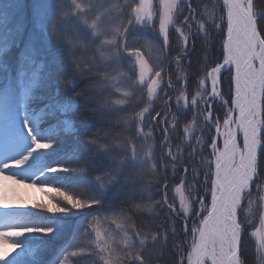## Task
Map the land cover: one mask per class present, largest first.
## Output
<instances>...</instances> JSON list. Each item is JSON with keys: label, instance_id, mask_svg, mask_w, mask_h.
Segmentation results:
<instances>
[{"label": "snow or ice", "instance_id": "obj_1", "mask_svg": "<svg viewBox=\"0 0 264 264\" xmlns=\"http://www.w3.org/2000/svg\"><path fill=\"white\" fill-rule=\"evenodd\" d=\"M73 5L76 15L66 11L68 6L63 2L37 3L34 7L40 28L50 38L64 43L66 36L62 29L73 24L81 10L85 14L99 13L90 25L99 40L96 50L104 66L115 73L110 78L112 86L121 85L124 88L121 95L126 98L115 103L124 105L137 99L147 106L139 111L133 108L134 114L124 119L129 135L111 144L98 145L95 153L85 156L76 151H58L64 134L71 133L79 139L74 121L67 114L76 109L75 96L82 93H74L63 102L55 99L58 89L51 98L36 95L33 91L38 83L36 73L18 83L19 93L11 83L0 91V154L4 156L0 174L22 170L27 176L44 177L42 183L55 185L47 191L51 197L47 203L29 205L20 198L10 200L7 191L0 195V207L23 209L0 215V241L13 242V253H0V264H42L41 253L69 228L71 237L58 248L49 264H67L69 257L78 258L82 249L72 252L68 249L78 248L77 237L83 235H94L92 264H159L170 246V237L177 235V221H182L183 235L189 239L182 250L179 243L171 244L180 251L174 264H246L243 250L249 244L254 248L251 264H264V0H133V3L89 0L86 9L73 0ZM10 20L6 10L0 12V33L5 40L11 32ZM225 29L222 62L198 78L195 95L189 99L188 73L183 65L191 45L200 38L207 59L213 32L222 34ZM141 31H151L154 39L158 37L159 50L165 57L169 55L170 33L175 32L177 55L171 60L157 57L159 62L150 64L145 51H151L155 45L149 41V46L141 51L136 39V33ZM70 43L74 47L83 41ZM35 52L33 48L32 53ZM167 63L175 65L182 89L175 98L177 111L193 114L192 122L183 127L184 145L190 149L188 156L195 159L199 153L203 157L204 151L210 150L209 158L203 160L199 169H192L187 196L185 181L189 179V169L184 166L180 184L173 188L171 203L168 172L171 170L175 175L177 157L184 155L180 144L175 149L172 146L171 133L176 131L180 117L171 114L170 108L163 110L160 123L163 139L158 154L151 132L156 118L161 117V111L153 115L154 100L161 94L165 103L172 99L167 94V89L173 87L165 68ZM125 64L127 71L122 72L120 67ZM223 73L228 74L226 79L230 81L228 99L221 93ZM81 75L86 73L77 67L71 76H62L64 87L71 88ZM6 79L0 75V80ZM105 79H109L108 73ZM34 102L39 106L34 107ZM214 103L219 104L217 111L223 112L222 123L221 116L214 112ZM198 119L215 130V136L207 142L195 135ZM48 121L51 123L44 127ZM145 126L149 127L148 132ZM89 142L96 144L95 140ZM98 163L110 178L107 183L99 176L95 180L82 178ZM158 167L162 173L159 179L144 184L145 176L157 174ZM198 183L207 186L204 196L197 194ZM137 185H141V199L147 194L148 203L143 206L146 211L151 213L157 207L163 210L155 230L150 227L147 231L137 230L130 217L124 215L119 218L118 237L101 231L99 214L116 211L106 207L114 190L116 193L128 190V199L133 200ZM156 192L160 193L159 199L155 198ZM209 195L210 201L204 198ZM76 264H80L79 259Z\"/></svg>", "mask_w": 264, "mask_h": 264}, {"label": "trees", "instance_id": "obj_2", "mask_svg": "<svg viewBox=\"0 0 264 264\" xmlns=\"http://www.w3.org/2000/svg\"><path fill=\"white\" fill-rule=\"evenodd\" d=\"M60 2H63L68 6L65 8L66 11L70 10L73 15H76V9L74 8L73 0H0V6H2V9H5L3 7L4 5H7V8L11 6L16 10H22L24 13L28 14L31 11H36L34 6L37 3L55 5ZM128 2L133 3V0H128ZM76 3H80L86 9L89 4V0H76ZM96 15H99V13H93L89 11L85 14L83 10H81V14L77 16V19L73 22V24L65 26L62 29L66 36V41L64 43L57 42L54 37L50 38L48 33L45 31L44 35H41L40 33L38 34V32H43L40 29L38 20H27L28 24L26 26V28H30L31 30L37 32L35 36H46L45 39H37V37H32L31 42V44L34 46L33 48L36 49L35 53H40V57L44 60V71L46 72L45 78L48 82L46 87H48V89H53L52 91L55 93L58 89V94L65 95L66 97L73 96L74 93H82L81 95L75 96L77 106L76 109L72 111L71 117L73 118L74 123L82 130L83 135L88 138L85 147V156L95 153L97 151L98 145L111 144L118 138L129 135L130 129L124 123V119L129 114H134L133 108L135 111H139L142 107L147 106L146 103H140L137 99L127 101L124 105H117L115 103L116 100L126 99L121 95V92L124 91V88L121 85H116L115 87L112 86L110 78L111 76L115 75V73L112 72L111 68L104 66V61L101 60L99 52L96 50V45L99 44V40L92 34L93 30L90 27ZM36 24L38 25V28L35 27ZM21 27L22 26H20V28ZM107 38L111 37L107 36ZM136 39L137 46L141 48V51H145V49L149 46V41H152V43L155 45L152 47L151 51H145V56L150 58V64L159 62L156 59L157 57H159L160 60H171L172 57L177 55L178 49L175 32L170 33V48L169 55L167 57H165L164 54L160 52V41L158 37L154 39V33L151 31L147 33L143 31L136 33ZM223 39L224 33H215L212 40L211 53L207 56V59H205L206 51L204 48H202L200 38H196L194 43L191 45V51L183 65L188 73L187 91L191 94L194 93L196 81L203 69L211 67L221 61V45ZM73 40H80L83 41V43H77L73 47L72 43H70V41ZM31 44L28 47L23 41L22 49L27 47L26 50H29L31 54H33L31 50ZM77 67L79 70H82L84 73H86V75L77 76V78L73 81V86L71 88H65L61 80L62 76H71L73 69ZM112 67L117 66L113 65ZM165 68L168 74L171 76L173 83L172 88H174V91H172V88L167 89L168 96L172 98L171 100H168L167 103L164 102L163 94H161V97L154 100L151 106L153 115L156 111H161V117L156 118L157 123H154L151 126V132L155 137L156 153L158 154L161 151L159 145L163 139L160 127V123L163 122V110L170 108L171 114H176L180 117L176 124V131L171 133L172 146L173 149H175V146L180 144L183 148L184 155L177 157V171L175 175H172L171 170L168 172V195L169 202L171 203L174 202V185L177 182H180V177L184 175V166H187L189 169V179L185 181V183L189 185L191 183L192 169H199L203 160L209 158L210 150H205L203 157H201L199 153H197V157L195 159L188 156L190 149L184 145L183 127L185 124L190 123L193 114L191 111H177L175 94H177V92H179V90L181 91L182 89L179 87L180 82L176 79L175 65L172 63H167ZM120 70L122 72H126L127 64L121 66ZM105 73L109 74L108 80L105 79ZM167 78L168 77H165V79ZM117 79H119V77H117ZM116 88H120V91L117 92ZM227 88L228 87L225 84L222 91V93H224L225 99H228V94L226 91ZM129 104L131 107H129ZM94 109L96 111H94ZM217 109H219V105L216 103L215 113L222 115L223 112L217 111ZM100 113L104 114L101 115ZM148 131L149 127L145 126V132ZM195 135L200 136L205 142L208 141L209 137L213 136L211 128L205 126L202 120H198L197 122ZM90 140H95L96 144L90 143ZM192 143L194 144L195 141L193 140ZM157 163L159 165V161H157ZM103 168L104 166L98 163L94 169L89 170L87 176H82V178L95 180V178L99 176L102 177V179L107 183L110 178L104 175ZM160 175H162V173L159 172L158 167L157 174L153 176L146 175L143 183L147 184L149 180L155 181L159 179ZM200 179L202 181L203 177ZM140 189L141 185H137V194L133 200L128 199V190H121L119 193H116V190H114V195L110 197L111 203L106 205V207L116 209V211L103 212L99 214L101 217L99 224L101 231L106 232L108 235H114L118 237L121 232L120 228L118 227V225L121 223L119 218L124 215H128L130 217L131 223L135 225L137 230L147 231L149 227L153 231L155 230L156 223L160 218L163 217V210L157 207L153 209L151 213L146 211L143 206L148 203L147 194L144 193L145 198L141 199ZM197 189L200 194H204L207 190V186L203 185L202 183H198ZM154 195L156 199L160 198L159 192L154 193ZM175 203L178 206L177 200H175ZM137 205H140L141 207L137 208ZM121 209L123 211H120ZM88 211L89 210H85V213ZM150 217L156 218L154 219ZM193 222L194 219L189 221V228L192 227ZM182 227V221H177V235L175 238L170 237V246L165 249L159 264H174L175 261L179 260L180 251L171 247V244L179 243L182 250L183 246L188 242L189 238L183 235ZM77 241L78 248L76 247V249L81 248L84 251V255H80V257L77 258L79 259L80 264H92L94 258L91 255V248L94 242V235L78 236ZM251 250L253 251V248H251ZM244 257L246 258V256ZM76 260L74 261V264H76ZM252 260L250 258H246V264H251Z\"/></svg>", "mask_w": 264, "mask_h": 264}, {"label": "rangeland", "instance_id": "obj_3", "mask_svg": "<svg viewBox=\"0 0 264 264\" xmlns=\"http://www.w3.org/2000/svg\"><path fill=\"white\" fill-rule=\"evenodd\" d=\"M5 10L11 16V20L8 24V28L11 29V32L8 35L7 40L3 39V33H0V75L7 77L6 80H0V91H2L5 88V86L8 85L9 83H11L13 87H16L21 80L27 81L31 79L33 73H36L38 77V83H37V86L33 89L34 93L36 95H44L46 98L53 97L55 94V92L52 91L53 89H48V87H46V84H48V82H47V79L45 78L46 72L44 71V60L40 57V53L31 54L29 50H26L27 47L25 49H22L23 41H24V44L29 47L32 42V37L34 38L37 37V39L46 38V36H43V37L35 36V34H37L36 31H33L30 28H26L28 24L27 20H31V21L38 20L36 11H33V12L31 11L28 14H26L22 10H16L14 7H11V6H9V8L7 9H2V6H0V12H3ZM216 14L219 15V12L217 11ZM20 26L22 27L20 28ZM35 27L38 28V25L36 24ZM41 30L43 32H38V34L40 33L41 35H44L46 31L44 32L43 29ZM215 33L216 32H213L211 36V40H213ZM224 39H226V29L224 31ZM31 46L33 49L34 46L32 44ZM220 62H222V59L218 63ZM214 66L215 65L211 67H214ZM211 67L204 68L203 71L200 73L199 78L202 77L204 75V72L206 70H209ZM227 76H228L227 73L222 74L221 93L224 89L225 84L228 87V84L230 83V81L226 79ZM196 86H197V81H196ZM173 89L174 88H172V91H174ZM16 91L17 93H19L20 89L16 87ZM226 91L228 94L227 97H229L230 93H229L228 88ZM179 92H177V94L175 95L176 96L179 95ZM187 95H188V98L191 99L195 95V89H194V93L192 94L187 91ZM222 95L224 96V93H222ZM67 98L68 97L62 94H58L55 96V99L61 102L65 101ZM215 105L216 103L213 104L214 112H215ZM33 106L34 107L39 106L38 102H34ZM71 113L72 112H69L67 114V118L73 121V118L71 117ZM215 114L221 116V123H222L223 113L222 115L218 113H215ZM63 118L64 117H61V119ZM198 120H196L195 122V128H196ZM191 122H192V119L190 123ZM49 123H51V121L46 122L44 124V127H47ZM74 125L79 132V139L77 140L74 134H71V133L64 134L63 143L60 145V148L58 149V151L69 152V153L76 151L84 155L88 138H86L83 135L82 130L75 123ZM211 130L213 134L212 137H214L215 130L214 129H211ZM3 159H4V156L0 154V161H2ZM13 172H19V174L13 175ZM4 175H8L12 178L5 180L3 178ZM44 180L45 178L39 176L38 174L36 177H33V176L25 175L22 170L8 171L6 173L0 174V195H2L5 191H7L9 194L10 200L20 198L26 203H28L29 205L35 204V203H47L51 200V197L48 196L47 191L51 190L55 185L51 183H42V181ZM179 184L180 182H177L174 185V187ZM187 187L188 185L185 183V195L186 196L188 195ZM198 195L204 196V194H200L199 192H198ZM204 198L210 201V195L205 196ZM176 200L179 205L178 197ZM22 210L23 209L0 207V215H3L6 212L22 211ZM75 219L76 218H73V221ZM193 219L195 220V218ZM70 229L71 228L67 229L64 234H62L59 238L52 241L50 248H48L47 250L41 253L42 264H49V262L55 258V254L57 253L58 248H60V246H62L71 237L72 230L70 231ZM12 243H13L12 241H0V253H3V252L13 253ZM35 243H36L35 241L32 242L33 245ZM251 246L252 245L249 244L243 251H244V256L252 260L254 248L253 246L252 247ZM251 248H253V251L251 250ZM79 250H81V248L76 249V247H74V248H69L68 252L79 251ZM83 252L84 251H81L80 255H84ZM65 255H67V253H65ZM62 258L63 257H61V259ZM76 259L77 258L69 257L67 264H74V261Z\"/></svg>", "mask_w": 264, "mask_h": 264}]
</instances>
